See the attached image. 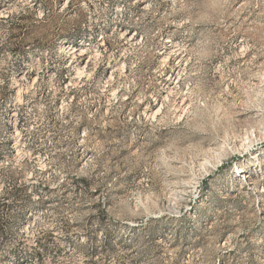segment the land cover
I'll return each mask as SVG.
<instances>
[{"label": "rangeland", "instance_id": "rangeland-1", "mask_svg": "<svg viewBox=\"0 0 264 264\" xmlns=\"http://www.w3.org/2000/svg\"><path fill=\"white\" fill-rule=\"evenodd\" d=\"M1 187L0 264H264V0H0Z\"/></svg>", "mask_w": 264, "mask_h": 264}, {"label": "bare ground", "instance_id": "bare-ground-1", "mask_svg": "<svg viewBox=\"0 0 264 264\" xmlns=\"http://www.w3.org/2000/svg\"><path fill=\"white\" fill-rule=\"evenodd\" d=\"M137 4L141 6L143 9L144 6L147 4V0H137ZM120 11V10H117ZM118 27V26H117ZM118 37L122 39L125 44L127 45H133L136 43V35H127L126 30L123 28H118L116 30ZM173 48L172 42L167 40L165 41V46L163 47V50L160 52L159 56L161 58L162 63L164 66L168 63L169 60H171L172 57L175 56L173 54ZM90 49V48H89ZM87 47H80V46H73L69 50H63V53L65 52V58L67 61V69L69 72V77L67 78V81L64 83V87H72L76 86V80L81 78L82 75L85 74L86 69L88 68V65H90V61L92 59H96L98 57L97 54H92ZM96 53V52H95ZM178 57V56H177ZM97 60V59H96ZM177 65V64H176ZM124 61L115 59L113 62H108L105 71L107 76L106 82H110L115 75L120 74L124 71ZM31 72L25 71L23 74L18 76L16 80V86H15V93H16V103L15 107L16 109L12 110L8 115V123L14 130V134L12 136V142H13V150L15 151L16 155H20L24 152V135L20 131V128H18V122H19V108L23 107V90L21 88V83L25 82L30 77ZM29 76V77H28ZM32 83L30 84V87H32L37 79V76L31 78ZM177 77L175 78H166V84H165V90H164V96L163 99H166L169 95L172 93V85H174L177 81ZM23 87V86H22ZM159 99V98H158ZM154 100V103L152 105V109L150 110V116L156 117L160 110L161 106L163 105L161 100ZM168 101V100H167ZM165 103V102H164ZM26 105V104H25ZM163 108V107H162ZM256 137V136H255ZM251 141V140H250ZM247 180V178H246ZM250 184V183H248ZM253 184V183H252Z\"/></svg>", "mask_w": 264, "mask_h": 264}, {"label": "built area", "instance_id": "built-area-1", "mask_svg": "<svg viewBox=\"0 0 264 264\" xmlns=\"http://www.w3.org/2000/svg\"><path fill=\"white\" fill-rule=\"evenodd\" d=\"M3 187L0 188V192L2 191Z\"/></svg>", "mask_w": 264, "mask_h": 264}]
</instances>
